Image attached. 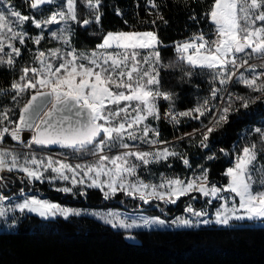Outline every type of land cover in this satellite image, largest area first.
<instances>
[{"label": "trees", "instance_id": "trees-1", "mask_svg": "<svg viewBox=\"0 0 264 264\" xmlns=\"http://www.w3.org/2000/svg\"><path fill=\"white\" fill-rule=\"evenodd\" d=\"M9 1L22 13L38 18L55 8L50 3L32 8L30 0ZM154 2L156 7H152V0H100L96 9L89 7L86 0H77V21L72 28L70 46L78 50L97 48L109 31H155L160 42L159 87L171 94L168 103L175 111L191 114L176 125L161 126L166 139L172 141L179 137L173 142L178 154L153 165V171L187 176L194 168L203 167L207 169L211 183L223 186L228 181L226 169L232 163L234 152L255 145L256 161L261 164L263 173L264 139L255 132V128L264 129V92L243 84L241 76L248 78L243 71L221 84L220 80L227 79L230 72L221 76L216 69L190 65L186 59H181L176 48L179 43L216 29L209 16L213 0ZM97 12L101 16L99 23L82 24L84 19L92 20ZM39 48L44 49L45 43L36 44L28 38L14 64L0 63V112L7 111L8 117L15 120L37 91L28 89L17 95L11 85L19 80L23 68L37 63ZM238 55L247 60L260 56L248 58L245 53ZM229 69L235 72L234 68ZM228 88L238 95L256 92L259 98L248 100L246 108L238 102L235 106V102L228 98L221 105ZM213 90H216L215 96ZM220 106L219 114L223 108H230L228 122L214 125L215 130L208 135L207 147H204L201 142L207 131L203 127ZM198 107L203 115L194 111ZM2 123L0 119V125ZM7 138L11 143L19 144L11 136ZM184 160L188 161V166ZM28 190L53 201L132 205L130 200L123 198L122 192L106 199L101 190L90 188L83 196L79 194V199H74L72 194L57 192L48 181L32 183L14 172H4L0 192L11 194ZM203 199L212 207L219 203L217 199L213 202L207 197ZM190 200L192 198L184 196L174 207L167 209L173 210V214L180 213ZM193 202L202 206L197 199L193 198ZM144 207L165 214L159 206ZM135 234L140 238L138 243L127 240L125 231L89 216L46 219L28 214L16 231L0 232V264H264V226L261 225L248 222L234 226L212 224L173 230H138Z\"/></svg>", "mask_w": 264, "mask_h": 264}, {"label": "snow or ice", "instance_id": "snow-or-ice-1", "mask_svg": "<svg viewBox=\"0 0 264 264\" xmlns=\"http://www.w3.org/2000/svg\"><path fill=\"white\" fill-rule=\"evenodd\" d=\"M49 2L50 0H30V6L37 8ZM76 3L77 0H66V11L53 13L46 21L34 20V18L24 16L18 11H13L10 15L20 24L31 20L35 27L41 28L46 24L67 22L69 19L75 21L77 19ZM87 3L89 7L96 9L100 6V0H87ZM152 7H156L154 0H152ZM209 16L217 30L215 41L209 42L203 35H200L183 44H177L176 48L181 53H189L186 59L190 65L216 69L221 76L230 72L231 75H228L227 79L220 80V83L224 84L236 74L229 69V65L244 67L248 64V60L244 59L238 65L237 53H245L250 56L251 52H255L264 55V0H213ZM100 19L101 16L97 12L92 20L84 19L82 24L86 26L93 22L99 23ZM4 29L11 33L8 37L10 41L8 47L11 51L6 53L8 57L6 63L12 65L15 63L13 54L19 56L21 49L11 41L24 44L25 39H31V37H28L26 32H16L9 27L5 12L0 11V53L4 52L5 48ZM51 36L64 40L65 43L68 42L63 31L59 35L56 31H52ZM42 38V35L37 36L34 42L39 44ZM159 43L155 32H109L99 45V48L104 51L93 52L88 57H83L73 50L66 53L65 58L57 65L43 59L46 55L45 52H39L36 59L40 61L41 67L23 68L19 80L14 82L11 87L17 95L28 89L36 88H48L50 91H37L31 96V99L21 109L19 120L13 122L15 127L12 129L0 128V142L3 141L5 133H10L14 140L22 142V131L32 129L36 134L31 137V141L25 147H31L32 144H59L79 150L86 146H92L95 154L102 153L106 145L114 144L116 141L120 142L121 148L129 149L130 145L123 142L125 136L131 141L145 140L149 133L153 132L158 137L159 132L144 122L149 116L159 118L156 99L157 97L171 99V94L156 90L155 86L159 83L158 72L154 67L151 72L147 68L140 67L141 63H151L148 57L140 55V50H154L159 46ZM108 49H112V51H108ZM58 52V49L53 50L50 55L57 56ZM158 57L159 52H154L152 60H156ZM181 59H185V57L182 55ZM84 60H87V63L82 62ZM3 62V57H0V63ZM250 67L254 68L255 66ZM29 73L32 74L31 78ZM258 80H260L259 83ZM241 82L255 91L264 92V72L258 76L253 75L251 78L241 76ZM212 94L215 96L216 90H213ZM13 99L15 100L16 97L14 96ZM237 99L243 100V97H237ZM48 103H52L53 106L44 112ZM243 107H248L247 101L243 103ZM194 111L200 115L204 114L199 107ZM229 112V107L223 108L222 114L215 122L227 123ZM190 114V112H182L179 115ZM0 119H8V112H0ZM138 127L142 133L140 136L136 134ZM214 130V127L207 129L204 140L201 142L202 146L207 147L208 135ZM255 132L260 133L261 139H264V129L257 127ZM102 134L103 138H101ZM146 142L157 143L156 140H147ZM172 155H176V153L170 152L166 148L155 153L126 151L112 158L101 155L95 165L73 167L63 162L53 161L51 157L37 159L35 155H32L31 158L24 156L21 159L14 152L0 149V172L16 170L25 173L29 180L43 182L47 179L49 183L56 180H71L73 185L84 183V176H87L91 180L89 185L91 187L103 189L106 185L108 191H105L104 195L108 197L110 194L114 195L118 189H125V173L128 176L135 175L137 165L130 163V157L147 165L167 159ZM211 158L209 157V159ZM255 160V145L244 147L242 155L237 158L234 167L227 169L226 175L229 177V183L224 188L214 185L208 188L205 184L197 185L195 181L185 183L180 179L166 180L157 186L145 184L137 178V184L128 185L133 189L128 194L133 195L135 192H140V199L146 203L150 196L175 203L181 196L193 190L202 192L204 196L221 199L223 198L219 197V194L222 191H230L239 197V204L235 203V197L232 198L231 207L228 206V201L224 200L222 206L215 212V224L227 226L234 220L264 219V190H253L249 171ZM184 163L187 164L188 161L184 160ZM49 169L55 175L46 177L44 173ZM81 169L85 170L84 176H81ZM101 175H106L108 180L100 181ZM2 179L3 177H0V180ZM200 179L207 180L206 170ZM118 180H120L119 184ZM158 188L166 189V191H158ZM149 189L150 192L147 191ZM56 190L63 193L73 192L71 187ZM4 199L6 198L0 196V201ZM16 209L20 213H36L43 218L60 215L65 219L71 215L79 216L82 211L64 207L59 203L41 199L35 195L24 198L9 211ZM187 211L197 217L207 215L203 211L196 212L191 207ZM6 214V210L0 207V217ZM92 215L98 216L114 228L131 229L139 227L141 224L151 227L153 224L162 225L165 223L159 218L145 217H141L139 223L136 220L129 223L120 218L118 213L113 212H95ZM193 223V220L185 218H177L173 221V224L189 227L193 226ZM195 223L197 226L208 225L213 221L203 219L197 220ZM11 226L9 225V227Z\"/></svg>", "mask_w": 264, "mask_h": 264}, {"label": "rangeland", "instance_id": "rangeland-1", "mask_svg": "<svg viewBox=\"0 0 264 264\" xmlns=\"http://www.w3.org/2000/svg\"><path fill=\"white\" fill-rule=\"evenodd\" d=\"M49 3L55 7L54 10H51V12L48 13L47 15H45L44 17H43V15H44L43 14L42 17H39V18L37 16L32 15V14L22 13L20 10L16 9L14 7V5L9 0H0V11L5 12L6 17H7V23L9 25V27H11L14 31L26 32L28 37H31V40H33V41L35 40V38L37 36H40V35L43 36V38L40 40V42L45 43V48L44 49L39 48L38 53L39 52H45L46 55L43 59H45L51 63L58 65V63L65 58L66 53H69L73 50H75V52L77 54H79L83 57H88L93 52L101 53L104 51L103 49L99 48V45L102 42L97 46V48H94L91 50H78V49H75V48L70 46L69 41L71 38L72 28H73V25L75 24V22L77 21V19L75 21L69 19V20H67V22L61 21L60 23H56V24H46V25H43L41 28H37V27H35L34 22L31 20L24 22L23 24H20L15 20V18L11 17V15H10L11 12L18 11L24 16H29V17L34 18V20L46 21L47 19L50 18V16L53 13H56V12H59L62 10L66 11V0H50ZM75 12H76V16H77V7L75 8ZM215 28H216V26H215ZM52 31H56L58 33V35L61 34L63 31L68 42L65 43L64 40H61L58 38H53L51 36ZM109 32L115 33V32H155V31L147 30V31H109ZM109 32H107V33H109ZM3 35L5 37V40H4L5 48H4V52L0 53V57H3V60L6 63V61L8 59L6 53L11 51V49L8 47V45L10 43V41L8 40V37L11 35V33H9L7 31V29H4ZM203 37L206 39V35H203ZM27 39L28 38L25 39L24 44H20L18 41H11V43H14L16 47H18L22 50V48L26 44ZM183 43H185V42H183ZM183 43H179V44H183ZM197 43H199V41H197ZM57 49L59 50L58 55L57 56H51L50 53L53 50H57ZM108 51H112V49H108ZM157 51L159 52L158 47H156L154 50H149V49L140 50V55L148 57L149 61L151 62L150 64L141 63L140 67L142 69L147 68L151 72L153 67H154L156 69V71L159 72V67L161 65L160 52H159V57L156 60H152V56L154 55V52H157ZM188 54L189 53H181L180 52V56L183 55L185 57V59H186V56ZM245 55L249 58L251 56L255 57V56H258L260 54L255 53V52H251L250 56L247 54H245ZM37 56H38V54H37ZM17 57L18 56H15V54H13L14 60ZM186 61H187V59H186ZM82 62L87 63V60H84ZM194 66L201 67L199 65H194ZM30 67H41L40 61L37 60V63L35 65L30 66ZM235 72H236V70H235ZM31 76H32V74L29 73L30 78H31ZM158 80H159V75H158ZM259 82L260 81H258V83ZM155 88H156V90H158L161 93H166L160 89L159 83L155 86ZM30 90L41 91V90H50V89H48V88H36V89H30ZM168 100L169 99H165L163 97H157L156 106L158 109L159 118L157 119L153 116H149L148 119L144 122L150 128H153L156 131H158L159 136L157 137L155 135V133L150 132L148 137L145 140H139L138 139L136 141H131V140L127 139V137L125 136L123 142L128 143L130 145L129 149L121 148L119 146V144H120L119 141H116L114 144L106 145L104 148V151L102 153H95V154H94V149L92 148V146L85 148V149H79V150L69 148V147L60 148V149L37 148L33 144L31 145V147H25V145L28 144L29 141H31V138L27 139L26 141L17 142L19 144H13L7 138V136H10V133H5L3 141L0 142V149H7L11 152H14V153L18 154L21 157V159H23L24 156H28L29 158H31L32 155H35V157L37 159L51 157L53 161L63 162V163L69 164L73 167H75L76 165H95L99 159V156H101V155H107L110 158H112V157H115L117 155H121L126 151H142V152L155 153L157 151H162L163 149L166 148V149H168V151L175 152L177 155L178 152L175 149V145L173 144V142L177 141L179 139V137H175L172 141L166 139V137H165L166 133L161 130V126L162 125H173V124L176 125L182 119L186 118V116L179 115L182 112L175 111L170 106V104L168 103ZM230 101H232V100H230ZM220 112L221 111H219V113ZM169 113H171V115H169ZM219 113L217 114V112H216L215 115L210 119V121L206 125H204L203 128L206 131L209 127H214V125L217 124L215 121L218 119V117L220 115ZM213 119H214V121H213ZM18 120H19V118L15 120L12 117H8V119H1V122H3V123L0 125V128L7 127L9 129H12L15 127V123H13V122H17ZM187 121H189V120H187ZM136 134H137V136L142 135L139 127L136 129ZM33 135H34V133H33ZM101 138H103V134L101 135ZM147 140H156L157 143H155V144L148 143V142H146ZM245 147H251V146H245ZM243 148H242V150H243ZM242 150L239 152H234V155L232 157V163L229 167H227V169L230 167H234L237 158L240 155H242ZM172 156H174V155H172ZM172 156H168L167 159H161L158 162H151L147 165H144L141 161H139L138 159H136L134 157L129 158L130 163L137 165L136 170H135V175L128 176L125 173L124 174V176L126 177V180L124 181L125 189L124 190L118 189L115 193V194H117L119 192H122L124 194L123 198H125L126 200H130V202L132 204L129 207H123V206H118V205H87V204H83V203L71 202V201H65V200L53 201L49 198L43 197L42 195L32 194L29 190L28 191H18V192L11 193V194H6L3 192H0V196H3L6 198V199L0 201V207H3L7 213L5 216L0 217V232L1 231H16L18 229L19 224H20L21 220L23 219V217H25L28 214L38 215L36 213H29V212L20 213L18 209H16L15 211H9V209L14 208V205L16 203H20V202H22V200L24 198L34 196V195L38 196L41 199H48L52 202L59 203L60 205H62L64 207L80 209L82 211H81V215H79V216H89V217L95 218V219H97L101 222H104V223H105L104 220L100 219L96 215H92V213H95V212L118 213L120 218L125 219L126 222H129V223L132 220H136L139 223L141 217H145V218H149V219L159 218L160 220L165 221V223L162 225L161 224H153L151 227L143 226L142 224L139 227H133L131 229H125L122 227H115L116 229H120V230L125 231V237L127 238V240L132 241V242H136V243H138L140 241V238L135 234V231H138V230H156V229L173 230V229H180V228H195V227L206 226L203 224H200L197 226L195 223L197 220H203V219L212 220L213 223L208 224V225H212V224H215V222H214L215 212L222 206V204L224 203V200H227L228 206L231 207L232 202H233L232 198L235 197V203L237 205L239 204V197L235 196V194L231 193L230 191H222L219 194V197L223 198V199H221V198H213L211 196H204L202 192H200L198 190H193V191H190L188 194L184 195V196H189L190 198H192V201L190 200L188 202V204H184L183 211L180 213H176V214L174 213L175 214L174 215L173 210H171L172 211L171 212L170 210H168L169 209L168 207L169 206L174 207L179 202V200H181V198L184 196H181L175 203L166 202L165 200H160V199H157L155 197L150 196L148 199V202L146 203L144 200L140 199V192H135L133 195L128 194L129 191H133V189H131L128 185L129 184H137V178L139 179V181H143L145 184L157 185V186L164 183L166 180H175V179H180V180L184 181L185 183H188L190 181H195L197 185L205 184L206 187H208V188H210L213 185L218 187V188H224L229 183V177L228 176H227L228 181L223 186H218L216 184L211 183V181L208 178V175H207L206 181L201 180L200 178L203 176L204 171L205 170L207 171V169L203 168V167L194 168V170H192V172H190L187 176H184L181 174H175V173H168L167 171H161L158 173L153 171V168H154L153 165H156V163L159 164L161 162L167 161ZM209 157H211L210 154H208V158ZM186 165L188 166V163ZM54 166H56V165H54ZM227 169H226V172H227ZM84 171H85L84 169L80 170L81 176H84ZM249 171L251 173V181H252L253 190L254 191L264 190V172L262 173L261 164L257 163V161L255 160L254 163L250 166ZM4 172H10V171L5 170V171L0 172V177H4ZM11 172L16 173L17 176L20 178H28L26 176V174L21 172V171L14 170ZM44 174L46 177H51V176L55 175V173H53L51 169L46 171ZM77 178L79 179L80 177H77ZM99 180L105 181V180H108V177L106 175H101L99 177ZM30 181L32 183H35L38 180H30ZM44 181H48V180L45 179ZM117 183L119 184L120 180H118ZM90 184H91V180H89L87 176H84V183H78L76 185H73L71 183V180H68V181L56 180L53 183H50V187H52L55 190L58 188H63V187H71L73 189V192L67 193V194H72L74 196V199H79L78 195L82 194V196H83V194H85L86 191H88V189H90V188H97V189L101 190L103 194L105 191H108V188L106 185L103 189H101L100 187H91V186H89ZM147 191L150 192V189ZM158 191H166V189L158 188ZM57 192H59V191H57ZM115 194L114 195L110 194L108 197H106V199H111L113 196H115ZM205 197H207V199H209L210 202H213L216 199L219 200L218 205L215 207L208 205L209 203H207L206 201H203V200H205V199H203ZM193 198L199 200L200 203H202V206L199 207V204L195 205L193 202ZM145 205L148 207L159 206L162 210L165 211V214L154 211V210H150V209L144 207ZM139 207H144V208H139ZM189 207L193 208L196 212L203 211V212L207 213V215L201 216V217L194 216L192 213H189L187 211V209ZM170 214H172V216H168ZM59 216L60 215H57L56 217H59ZM71 216H77V215H71ZM56 217H48L46 219H53ZM177 218L191 219L194 222L193 226L189 227V226H182V225L173 224V221L177 220ZM244 222L264 226V219H252V220L246 219L243 221H235L234 220L227 226L240 225ZM106 224H108V223H106ZM9 225H12V226L9 227ZM108 225H111V224H108ZM219 226H221V225H219Z\"/></svg>", "mask_w": 264, "mask_h": 264}, {"label": "built area", "instance_id": "built-area-1", "mask_svg": "<svg viewBox=\"0 0 264 264\" xmlns=\"http://www.w3.org/2000/svg\"><path fill=\"white\" fill-rule=\"evenodd\" d=\"M217 39V30L216 29H213L212 31H210L207 35H206V40L209 41V42H212V41H215ZM237 57H238V61H237V64L239 65V63H241L244 59H242L238 54H236ZM254 65L255 67H250ZM230 68H234L236 70V74L237 75L238 73L240 72H246L247 75H248V78L252 77L253 75H259L261 72H264V55H260L258 56L257 58L255 59H251V60H248V64L245 65L244 67H233L232 65H229ZM260 81V80H258ZM237 97H243V100H240V99H237ZM228 98L230 100H232L233 102H235V106H237V102L239 104H242L245 102V101H248V100H252V101H256L258 100L259 98V94H257L256 92H252V91H247L245 92L244 94H240L238 95L237 93L235 92H231L230 89L228 88L227 91L225 92L224 94V97H223V100L221 102V105L223 103V101ZM221 109V106L217 109V114L219 113ZM214 121V119H213Z\"/></svg>", "mask_w": 264, "mask_h": 264}, {"label": "water", "instance_id": "water-1", "mask_svg": "<svg viewBox=\"0 0 264 264\" xmlns=\"http://www.w3.org/2000/svg\"><path fill=\"white\" fill-rule=\"evenodd\" d=\"M237 54H241V53H237ZM41 91H44V92H48L50 90H41ZM35 94V93H34ZM31 99V98H30ZM53 106L52 103H48L46 105V107L44 108V112H47L49 109H51ZM41 115L43 116V113H41ZM33 133L34 135L36 134L34 130L32 129H24L21 133V136H22V141H26L27 139L31 138L33 136ZM11 136V135H10ZM13 139V138H12ZM14 140V139H13ZM15 142H21V141H16L14 140ZM38 146H42V147H47V148H50V149H60V148H67V147H64V146H61L59 144H53V145H38ZM87 147H90V146H86L85 148Z\"/></svg>", "mask_w": 264, "mask_h": 264}]
</instances>
